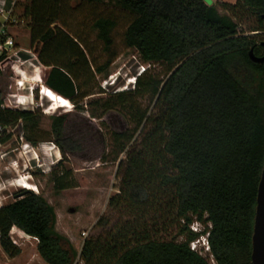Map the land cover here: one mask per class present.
Here are the masks:
<instances>
[{
  "label": "trees",
  "instance_id": "1",
  "mask_svg": "<svg viewBox=\"0 0 264 264\" xmlns=\"http://www.w3.org/2000/svg\"><path fill=\"white\" fill-rule=\"evenodd\" d=\"M27 0L21 18L28 21L30 45L48 69L43 87L105 130L104 163L117 164L118 192L107 203L116 215L101 217L96 236L85 238L79 254L55 230L53 208L39 195L20 190L0 207V249L10 259L20 255L11 232L36 240L45 264H252L256 196L264 165V0H236L219 15L206 0ZM110 5L131 17L122 44L151 66L165 67V80H134L131 90L92 99L96 78L106 77L112 53V16L94 15L83 28L93 34L107 58L93 60L89 35L66 17L85 7ZM16 7V5H15ZM14 7V8H15ZM247 32L240 30L246 24ZM0 23V28H1ZM91 31V32H90ZM9 37L3 36V40ZM0 59V64H1ZM6 66L0 76L8 75ZM6 71V72H5ZM40 82V81H39ZM155 100L152 113L137 101ZM0 91V129L20 127L32 146L53 144L61 159L49 175L54 190L71 187L69 155L80 145L64 137L70 112L49 117L4 107ZM117 113L128 127L109 130L102 121ZM42 136V137H41ZM124 156L123 159H120ZM201 231H192L193 224ZM206 236L208 256L190 245Z\"/></svg>",
  "mask_w": 264,
  "mask_h": 264
},
{
  "label": "rangeland",
  "instance_id": "2",
  "mask_svg": "<svg viewBox=\"0 0 264 264\" xmlns=\"http://www.w3.org/2000/svg\"><path fill=\"white\" fill-rule=\"evenodd\" d=\"M8 1L16 5L13 10V18L16 23L7 22L6 33L15 43L16 49L21 51V59L29 61V63L25 64V79L20 88L16 86L17 78L10 70H6L9 71V76L5 74L0 76V91L6 99L4 107L28 111L38 109L42 115L44 133L49 129L50 116L70 112V117L64 128V137L76 141L80 145L81 151L69 155V162L63 164L65 169H72L73 171L71 187L56 192L50 180L49 172L43 173L37 167L39 164L43 166L50 164L51 156L53 160L57 157L56 147L48 142H41L32 146L23 138L19 126L0 132V203L1 206H4L12 202L16 192L25 190L18 187V184L25 180L32 188V191H26L41 195L53 208L56 215L55 230L68 240L71 239L69 242L78 253L85 238L94 237L101 231L95 228L101 217L113 221L116 219V215L107 210V203L118 192L117 164L104 163L101 160L107 151V145L105 130L100 128L97 121L89 119L86 113H77L72 104L63 101L58 96L55 105L42 98L40 92L45 89L43 82L48 69L42 67L29 55V52L35 54V47L30 45L28 21L21 18L23 6L27 0ZM206 2L214 5L219 15L223 16L228 14L223 11L221 6L232 5L236 0H206ZM78 5L79 2L75 0L70 3L71 8ZM92 12L89 7L82 8L77 13L66 17V22L73 27L76 26V28L80 26L81 28L78 30H82L84 34L87 32L90 38L88 42L92 50L91 58L97 62H103L107 56L103 52L102 46L93 34L88 33L89 28L86 31L83 26H88L94 15H109L115 18L118 26L112 33L114 40L112 53L116 57L108 70V75L96 78L97 88L94 92L97 93L101 90L102 93L91 96L84 103H88L92 99L105 98L110 93L117 91L131 90L135 78L142 72V69H149L148 77L162 81L166 79L165 67L155 65L149 68L140 60L136 51L126 49L123 46L122 33L127 23L131 21L130 16L107 4L95 7L94 13ZM252 22L249 20L246 24H241L239 29L247 32V26H250ZM5 68L9 69L8 66ZM17 99L20 104L15 103ZM137 103L142 110L148 109L149 114L154 111L155 100L151 99L149 95L139 99ZM102 121L112 131H122L128 127L125 119L114 112L105 115ZM33 150L36 154L33 153ZM123 158L124 156L120 157V159ZM60 159L59 153L57 161ZM201 230L202 227L199 224H193L192 231ZM11 239L20 249V255L10 259L0 249V264H45L37 254V242L33 238L13 229ZM205 239L206 236L194 242L195 250L199 251L202 257L208 256ZM210 264H214V262L210 261Z\"/></svg>",
  "mask_w": 264,
  "mask_h": 264
},
{
  "label": "built area",
  "instance_id": "3",
  "mask_svg": "<svg viewBox=\"0 0 264 264\" xmlns=\"http://www.w3.org/2000/svg\"><path fill=\"white\" fill-rule=\"evenodd\" d=\"M14 7H15V3H9L8 0H0V23L2 25L0 28V59H2L0 67L8 66L11 73L15 76V78H17L16 86L18 88H20L23 86V80H24L25 69H26L25 64L29 63V61H24L21 59V57H20L21 51L16 49L15 43L13 42V40L10 37H7L3 40V36H5L7 34L6 33L7 22H10L12 24L16 23L15 19L13 18ZM29 55H31L33 57V60L38 62L37 56L35 54H31L29 52ZM144 70L145 69H142V72ZM15 103L20 104L18 99L15 101ZM0 132H2L1 129H0ZM33 153L36 154L34 150H33ZM57 158H59L58 149H57V157H55L54 160H53L52 156L50 157V159H51L50 164L44 165V166L42 164H39L37 167L39 169H41V171L43 173H48V172H50L51 168L55 165L54 162L55 161H56V163L58 162ZM0 207H1V203H0ZM192 226H191V230H192ZM194 232H196V231H194ZM205 247H206V251H208L209 248H208L207 243H206ZM195 248H196L195 244L192 243L190 245V249L193 251H196Z\"/></svg>",
  "mask_w": 264,
  "mask_h": 264
},
{
  "label": "water",
  "instance_id": "4",
  "mask_svg": "<svg viewBox=\"0 0 264 264\" xmlns=\"http://www.w3.org/2000/svg\"><path fill=\"white\" fill-rule=\"evenodd\" d=\"M249 58L253 63L264 62V56L257 58L253 55L252 51L249 52ZM251 263L264 264V165L256 196L255 217L251 238Z\"/></svg>",
  "mask_w": 264,
  "mask_h": 264
},
{
  "label": "bare ground",
  "instance_id": "5",
  "mask_svg": "<svg viewBox=\"0 0 264 264\" xmlns=\"http://www.w3.org/2000/svg\"><path fill=\"white\" fill-rule=\"evenodd\" d=\"M40 95L42 96L43 99H45V101H49V102L53 103L54 105L57 102V98H56L57 96H55L51 91H49L47 89L41 90ZM18 187L25 189V190H28V191H32V188L30 187L29 183L26 182L25 180H22L21 183L18 184Z\"/></svg>",
  "mask_w": 264,
  "mask_h": 264
},
{
  "label": "crops",
  "instance_id": "6",
  "mask_svg": "<svg viewBox=\"0 0 264 264\" xmlns=\"http://www.w3.org/2000/svg\"><path fill=\"white\" fill-rule=\"evenodd\" d=\"M56 96V95H55ZM57 98V97H56ZM69 240H71V239H69ZM81 248V247H80ZM80 250V249H79ZM79 250H78V253H79Z\"/></svg>",
  "mask_w": 264,
  "mask_h": 264
}]
</instances>
